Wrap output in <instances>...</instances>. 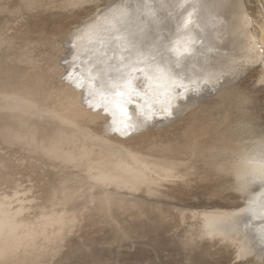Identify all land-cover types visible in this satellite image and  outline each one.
Returning <instances> with one entry per match:
<instances>
[{
    "label": "bare ground",
    "instance_id": "bare-ground-1",
    "mask_svg": "<svg viewBox=\"0 0 264 264\" xmlns=\"http://www.w3.org/2000/svg\"><path fill=\"white\" fill-rule=\"evenodd\" d=\"M76 3L74 7L68 0H54L50 3L51 8L48 6L45 12L40 13L38 26H34L46 36L45 43L55 54L50 53L49 58L41 61L38 59L39 50L37 48L33 52L22 49L23 51L15 53L13 58L8 55L11 50H9L10 45L6 47L8 52L2 51L0 54V65H2L0 66V86H8L19 93L7 102L6 108H2L3 111L7 110L8 114H3L4 112L0 110L3 112L0 114V128L6 132L4 137L10 142L27 137L32 149L39 151L36 148L42 147L50 158L67 162V164L71 162L72 165L74 159L82 160L91 153L95 156L97 150L93 146L98 145L102 148V154L109 159L108 163L117 168V178L120 184L126 185L132 191L140 192L143 184L155 181L152 177L158 175L157 177H162L164 181L157 183H160L159 185L167 195L174 192L177 203H182L189 197L195 196V202L184 204L186 207L178 209L175 213L165 207L146 209L135 205L139 208L136 207L138 209L135 211L138 214H134L133 206L128 207V204L124 206L122 201L126 198L123 197L121 203L124 207L120 208V203L118 205L121 209L118 215H121L119 212L123 211L124 220L126 213L133 216L134 221L131 224L127 217L130 229H137L138 232L151 239H160L165 255L164 264H233V260H237L238 264H264V198L254 204H234L233 202L237 201V195L234 194L239 191L243 192L249 187L247 183L254 180V175H258L261 169H257L254 173L241 170L229 159L240 135L238 136L228 125L221 126L218 120L224 117L223 104L229 106L233 102L242 101L243 106L240 105L247 109L243 103L244 99L247 101V97L227 91L221 99L222 104L219 109L215 98L211 100L219 84L216 80L228 69L229 64L241 58L246 60V57L255 53L256 57L262 59L261 65L264 64V46L258 45H264V29L262 41L258 43L255 39L253 40L255 37L250 35V29L246 28V20L239 12L244 8L243 0L241 5L239 0H121L119 4H105L104 6H100L97 0H85L84 2L78 0ZM45 4L49 3L45 2ZM32 5L34 6L32 0H0V30L5 32V29H9L7 28L8 22L12 19L16 20L24 12L23 9ZM35 19L31 20L30 26ZM261 20L264 23V18ZM33 29L22 31V37H19L23 42H28L26 34L33 32ZM240 30L246 34L244 36H250L247 40L252 38L253 42L248 44L250 47H244L243 38L245 37ZM10 31L13 30L10 29ZM10 31L8 33L11 34ZM2 34L4 33H0V39L3 38ZM4 35L6 38L7 34ZM3 40L5 43L6 39ZM65 51L67 53L62 57L61 54ZM53 56H56L55 60ZM60 58H63V62ZM21 70L24 72L21 73ZM61 79L62 82H58ZM63 82L68 89L72 90L67 88L66 91H63L65 88L62 91L54 90L50 98L47 95L48 98L45 101L42 100L43 103L41 100L40 104L35 103L34 99L44 92L45 87L50 84L47 88L51 86L60 88L62 86L60 83L63 84ZM22 86L25 87L23 91L20 90ZM58 103H62L65 110L62 116L59 114L61 117L54 108H49L54 106L57 111V108H60ZM242 108L241 110L244 111ZM218 114L219 117H217ZM31 115H34L35 119H32ZM54 115L59 116L63 123L73 124L83 120L91 125L96 124L99 128L94 134L86 129L87 126H79L72 134L55 123L50 128L45 127V123H48L47 119L53 118ZM53 127L58 129L53 131ZM6 128H9V131ZM55 134L59 135L54 136ZM57 137L64 140L59 141ZM67 145L70 146L67 147ZM11 146L13 147V144ZM23 154L25 153H22V157ZM75 155H79V158H75ZM4 163L7 164L6 161ZM28 166L25 165L22 168L26 176L33 172ZM253 167L256 168V166ZM94 169L92 172H95ZM37 170L35 168V171ZM42 171H39V174ZM148 171L152 175L147 174ZM61 174L63 177L62 171ZM40 175L38 179L47 177ZM50 176L52 178L51 174ZM51 178L50 181L48 178L46 181L52 183ZM67 179H70L69 176ZM83 182L79 184V187ZM52 187L51 184L46 192L43 188L37 191L43 190V202L44 199H50L52 202L53 194L51 193L55 188ZM71 187L70 190H73ZM77 191L79 193L80 190ZM88 191L86 189L85 193L80 194L91 192ZM62 199L64 198L61 197ZM115 199L113 198L114 201H112L118 204L119 199L118 201ZM163 199L165 200L164 197ZM97 202L100 201L97 200ZM98 206L94 207L95 213L100 208ZM105 206L102 208L103 210L105 208L106 212L108 205L107 210ZM49 207H51L50 204ZM61 207L63 210L64 207ZM73 207L71 205V208ZM221 207L229 211H218ZM94 208L89 207V210ZM198 208L202 209L197 210ZM207 208L217 210L206 211ZM54 210L57 212L56 209ZM87 210L88 207L85 211ZM101 210H99L100 215L103 214ZM85 211L81 213H86ZM83 213L79 216L84 217ZM235 215L243 222L246 221L240 229L241 233L245 232V234L240 237L236 234L235 238H228L233 231L228 222ZM12 216H7L5 223L15 228ZM94 217L90 219L93 220ZM101 217L104 218V216ZM87 218L86 220L89 219ZM106 219L107 217L105 221ZM123 219L121 217L119 221ZM54 223H58L59 226L63 225L62 219L60 221L51 220L49 216L38 224L35 223L37 224L35 227L22 235L10 228L8 236L6 233V237H0V264L40 263L39 258L42 251L36 249L37 242L41 238L43 240L40 242L46 244L50 242L53 236H50L49 226L51 227ZM100 223L99 225L102 224ZM96 224L99 226L98 223ZM89 226L94 227L91 224ZM105 226L108 225L105 224ZM1 230L3 231L4 228L0 224ZM103 230L108 231L106 228ZM92 235L95 236V234Z\"/></svg>",
    "mask_w": 264,
    "mask_h": 264
},
{
    "label": "rangeland",
    "instance_id": "rangeland-1",
    "mask_svg": "<svg viewBox=\"0 0 264 264\" xmlns=\"http://www.w3.org/2000/svg\"><path fill=\"white\" fill-rule=\"evenodd\" d=\"M32 1L34 3V6L32 5L31 7L29 6V8L26 7L25 9H23L24 12H22V14L17 17V19H19V20L12 19L10 22H8L9 25H12L10 27L8 25L7 28H9V29H5V32H4V30H0V33L7 34L6 38H4L5 35L2 34L3 38L0 39V42H2V43H0L1 44L0 46L3 45L2 48L0 47V49H2L0 54H2V51L8 52L6 47H8L9 45H10L9 50L10 49L11 50L8 52V55L10 57H13V58L15 56V53L17 54L18 51L31 50L33 52V50L36 48H37V50H39L38 59L41 61H42V59L49 58L50 53H54V52L50 51V49L47 47V45L45 43L46 36L41 34L40 31H38V29L34 27L35 25L38 26L37 21L41 18V17H39L40 13L45 12V10H47V8H49L52 5L50 3H52L54 0H32ZM68 1L72 6L75 7L77 5L76 2L78 0H68ZM80 1L84 2L85 0H80ZM114 1L115 0H97V2L100 3V6H104L105 4H113ZM45 2H48L49 4L46 5ZM247 2L249 5L247 4ZM258 2H259V0H250V1L243 0V4H242V0H239L240 5L242 4L244 7L242 9H240L239 12L241 15L244 16V18L246 20V28L248 30L250 29L249 30L250 35L255 37V38H253V40L255 39V41H257L259 43L262 41V37H263L262 31L264 29L263 28L264 23H263V20H261L264 18L263 17L264 16V4H263L264 0H260V2L259 3ZM256 7H257V9H256ZM258 8H261V9H258ZM259 11H261V12H259ZM262 13H263V15H262ZM259 15H261V17ZM34 16H36V17H34ZM34 18H36V19L33 20V22H32L33 24H32V26H30L31 20ZM15 21H17V23ZM251 22H252V24H251ZM243 26L244 25H242V27ZM33 27H34V29H33ZM252 28H254V29H252ZM10 29L13 31H10ZM24 29H26L27 31L29 29H33V32H31L30 34H26V37H28V42H25V41L23 42L21 39V37H22L21 33ZM6 30H8V31H6ZM9 31L11 32V34L8 33ZM240 31L243 34V36L246 35V34H244V32L242 30H240ZM8 36H9V41H8ZM19 36H21V37H19ZM244 37H245V38H243V41L245 42L244 47L249 46L248 44L253 42L252 38L247 40V37H250V36L247 35ZM3 39H6L5 43H4ZM10 39H13V40H11L12 44H10L11 43ZM14 40H15V42H14ZM258 45L264 46L261 44H258ZM10 52H12L11 53L12 55H10ZM66 53H67L66 51L64 53H62L61 54L62 57H64V55ZM21 57L22 56L20 55V59H21ZM55 58H56V56H53L54 60H55ZM60 60L63 62V58H60ZM261 62H262V59H259L258 57H256V53H255V54H250V56L246 57V60H245V58L244 59L241 58L239 61L235 60L232 64H229L228 69L222 74V76H220L216 80L217 82H219V84H217L218 85V86H216L217 91L214 93V96H212L213 98L211 99V100H213L215 98V100L218 103V106H217L218 109L220 108V106L222 104L221 99H222L224 93L227 91H233L232 94L236 93L239 96H241V95L246 96L247 101H248L247 102L244 99V102H243L244 105H246L247 109L242 108V106H243L242 101L233 102V103L229 104V106L223 104V107H224L223 115H224V117L223 118L220 117V119H218L221 122L220 123L221 126H223V125L227 126L228 125V127L231 130H234L238 134V136L240 135L238 141L235 143L234 151L231 155V158H229V159L232 162L236 163V165L241 170H249L251 173L252 172L254 173L255 171H257V169H259V168L261 169V171L258 175L253 174L254 177L251 175L253 178H255L254 180H250L248 183L246 182L249 187H247L243 192L239 191L237 194L236 193L234 194V195H237V201L236 200L233 201L234 204H254V202L256 203V202L262 201L264 198V70H263L264 64L261 65ZM0 66H2V65H0ZM62 68H63V66H62ZM23 72L24 71L21 70V73H23ZM58 82H62V79H61V81L58 80ZM52 85H54V83H52ZM60 85H62L60 88H55V87L52 88V86L50 88H47L48 86L45 87V90L43 93L46 97L42 93L40 96H38V98L36 97L34 99L35 103L40 104V100L45 101L46 98H48V97L50 98V95L54 90L56 91L59 89L62 91L65 88L63 91H66L67 86L64 85V82H63V84L60 83ZM54 86H56V85H54ZM7 87L8 86H5V85L0 86V103H1L0 110L1 111H3L2 108L5 107V105L7 104V102L9 100H11V98H13V97L17 96V94H19L18 92H15L14 89H11L10 87L7 88ZM23 88H25V87L22 86V88L20 90L23 91ZM7 89H9V90H7ZM68 90L71 91L72 89L69 88ZM45 93H47V94H45ZM47 95H49V96L47 97ZM44 97H45V99H43ZM36 99H37V101H36ZM42 103H43V101H42ZM59 106H60L59 109H61V108L62 109L59 110L57 108V111H56V108L54 106L53 107L51 106L49 108H51V109L54 108L55 112L58 115L60 114L62 116V113H63L62 111H64V106L62 105V103H60V104L58 103V107ZM241 108L244 111H242ZM3 112H0V114L1 113L8 114L7 110L3 111ZM59 116L54 115L53 118H51V119L48 118L47 119L48 123H45L44 126L45 127L47 126L48 128H50L55 123V124H57V126H59V125L62 126L61 127L62 129L65 128L66 131L72 132V134L74 133V131L77 130V128H79V126H84V127L87 126L86 129L89 130L91 133H94V134L97 133L96 130H98V128H99V126H97L96 124L91 125V123L84 122L83 120H81V122H79V123L77 122V123H73V124L63 123L60 120L61 116L60 117ZM30 117L32 119H35L34 115H31ZM217 117H219V114L217 115ZM1 129L2 128H0V153H1L0 156H2V154H3V157H5V159H8V160L10 159L9 161L7 160L9 163L16 160L17 163H20V164H23L26 166L29 165L28 168H31L33 171L32 174H29V176L28 175L26 176L23 174L22 175L17 174L16 178H15L16 184L12 189L6 188V190H3V189L0 190V201L3 204L7 205L6 207H4L3 214L6 216L13 215L12 221L15 224V228L11 227L9 225H5V227H3L4 230L0 231L1 232V235H0L1 238L6 237L5 236L6 233L8 236V233H10V228H12L16 233L22 235L25 232H27L28 230H30L31 228L35 227V225H37L41 220H43L46 217L48 218L50 216L51 220H59L60 221L62 219L63 225L59 226L58 223H61V222H58V223H54L53 224L54 226L52 225L53 227L49 226V229L51 228L50 229L51 234H50V231L48 230L49 234H50V236L51 235L53 236V237L51 236L52 237L50 240L51 243L49 242L48 244H46V243L40 242L41 240H43L42 238L37 242L36 249L38 251L43 252V253L41 252V257L39 258L40 263H37V264H154V263L155 264H164L165 255H164V252L162 251L160 239L159 240H157L156 238L151 239V238L147 237L146 235L138 232L137 229L135 230V229L131 228L132 229L131 230L130 226L128 224L133 223V221H134L133 216H131L130 213H126L128 216H125L126 215L125 214L124 217L126 219L124 220L123 219V214H124L123 211L121 213L119 212V214H121V215H118V211H121V209H119V207L121 208L123 206V203H124V206H126L125 204H128V207L133 206L134 214L137 213L135 211L139 208L138 206H135V205L143 206L146 209H161V208L165 207V208L171 210V212L175 213L178 211V209H184L186 207L184 204H191L192 201L195 202L196 201L195 196L189 197L186 201H184L182 203H177L178 200L176 199V196H174L175 193L171 192V193H168V195H167L166 191H164L160 185L157 187H153L152 191H145L142 189V190H140V192H137L135 190H133L134 191L133 192L131 189L126 187V185L124 186V185H121L122 183L120 184V181L117 178L118 177L117 168L114 167L113 164L108 163L109 159H106L107 157H105V155L102 154V152H103L102 148L98 145L93 146L97 150V151H95V154H96L95 156H94V154L91 153V154H88L82 160L81 159H79V160L74 159L73 165H72L71 162H68V164H67V162H61V160H58V159L56 160L55 158H50L49 156H47L45 154L44 148H42V147L36 148L39 151L32 149L31 144L27 140L28 139L27 137L21 138L20 140H17L16 142L15 141L10 142V140L7 141V138L4 137V136H6L5 135L6 132H3V130H1ZM55 129H58V128L53 127V131H55ZM6 130L9 131V128H6ZM3 138H6V139L4 140ZM9 143H10V145H9ZM21 143H23V144H21ZM12 144H13V147L11 146ZM117 144H119V143L117 142ZM70 145H67V147H69ZM9 146H11L12 148ZM22 153H25V154H23V157H22ZM30 154H32V155H30ZM27 155H30V156H27ZM98 155H100V156H98ZM8 156H9V158H8ZM20 156H21V158H19ZM26 156L29 158H27ZM31 156H33V157H31ZM78 156L79 155H75V158H79ZM99 157H100V159H98ZM111 158L112 157H110V159ZM104 159H106V160H104ZM79 161H81V162H79ZM34 162L35 163L37 162V163L35 164ZM97 163H99V164H97ZM37 165H38V167H36ZM55 165L58 166L59 168L56 167ZM90 165H91V169H90ZM42 166H43V168H42ZM98 166H101V167H98ZM253 166H256V168H254ZM97 167L100 169H98ZM35 168H36V170L37 169H39V170L35 171ZM44 168H45V170H44ZM94 168L95 169L97 168L96 169L97 172ZM92 169H94L93 171H95V172H92ZM41 170H43L42 171L43 174H42V172H40V174H41L40 175L39 171H41ZM57 170H59V171H57ZM44 171H46V174L47 173L49 174V172H50V174L52 175V178H51L50 174L49 175L44 174ZM61 171H62V173H64L63 175L65 177L64 176L62 177ZM34 172L36 174H39L40 176L46 175L47 177L44 176V177H42V178L40 177V179H38L39 175L37 176ZM89 172L91 175L89 174ZM65 174L66 175L68 174V175L66 176ZM147 174L152 175L150 173V171H148ZM255 174H257V173H255ZM68 176L70 178L69 180L72 184V187H71L70 182H68L69 181L67 179ZM91 176H93V177H91ZM157 176H153V178H156L159 182L164 181L162 177H157ZM115 177L117 180L114 179ZM47 178H48V180L51 178L53 180V182L51 183V182L46 181ZM78 178H80V179H78ZM76 179H78V180H76ZM58 180H60V181H58ZM66 180H68V181H66ZM79 180L81 182H83V181H85V182L88 181V182L87 183L83 182V184L81 185L83 187H81V186L79 187V184L81 183ZM91 180H92V182H91ZM39 181H40V183H39ZM54 181H56V182H54ZM29 182L32 184H30ZM75 182L76 183L79 182V183L76 184ZM59 183H60V185H59ZM62 183H63V185H62ZM88 183H89V185H87ZM51 184L53 185V187H55L54 189H52L53 187L51 188L52 192H53V193H51V194H53L52 195L53 196L52 202L50 199H44V202H43V199H42V194L44 193L43 190L46 192V189L49 188L51 186ZM35 185H37V186H35ZM74 185H75V188L73 187ZM76 186L80 189L76 188ZM84 186L86 187V189L89 190L88 192H90V191L91 192L88 194H87V192H86V194H80V193H85L86 189ZM87 186H89V187H87ZM70 187L73 190H70ZM42 188H43V190L39 191L40 193L37 192L38 190H40ZM81 188L82 189L84 188L85 190H82ZM89 188H91V189H89ZM126 188H128V190ZM58 189H60V190H58ZM77 190H80L79 193ZM93 190H95V191H93ZM75 191H77V192H75ZM21 193H22V196H21ZM101 193H102V195H101ZM132 193H134V194H132ZM58 194L60 197L58 196ZM64 194H66L70 200L67 198L66 195H65L66 196L65 197ZM70 194H71V196H70ZM80 195H82V196H80ZM103 195L105 197L107 196V198L103 197ZM132 195H134V196H132ZM257 195H259V196L257 197ZM18 196H20V197H18ZM79 196H80V198H79ZM101 196L103 198H101ZM120 196H121V198H120ZM61 197L64 199L61 200ZM115 197H116V199H115ZM122 197L126 198V199L129 198V199H127V200L125 199L126 201L124 200L125 201L124 202V201H122L123 200ZM163 197L165 198L166 201L163 199ZM110 198H111V200H110ZM113 198L115 199V201L117 199H119L118 204H116L117 202L116 203L113 202L114 201ZM131 198H133V199H131ZM134 198H135V200H134ZM258 198H260V200ZM72 199H74V200H72ZM83 199H85V200H83ZM104 199H105L106 204L104 202ZM139 199H140V201H138ZM19 200H21V201H19ZM90 200H92V201H90ZM97 200L100 201L102 204L100 202H97ZM45 201H46V203H45ZM69 201L70 202L72 201L71 202L72 204L69 203ZM107 201H109L108 203H110V205L107 203ZM111 201L116 206L113 203H111ZM121 201L123 203H121ZM147 201H148V203H147ZM48 203L50 204L51 207H49ZM119 203H120V205H119ZM67 204H69V206ZM99 204L101 206H98ZM180 204H183V206H180ZM71 205H72V207L73 206L74 207L71 208ZM81 205H83L84 207L86 206L85 207L86 209L88 207V210L85 211L86 209ZM103 205L104 206L108 205L107 206L108 210H107V207L105 206L106 210H107L106 212H105V208H104V210L102 208V207H104ZM118 205H119V207H118ZM55 206H56V208H54ZM61 206L64 207L63 210H62ZM96 206H98V208L100 207L98 210H96L97 213H95V208H97ZM66 207H68V208H66ZM77 207L81 211L86 212V213L82 212L84 217L79 216L82 213ZM89 207H91V208L95 207V208L89 210ZM109 207L111 208L110 210H109ZM117 207H118V209H117ZM136 207H138V208H136ZM113 208L116 211H114ZM202 208H204V207H202ZM202 208H198L197 210H201ZM54 209H56L57 212H59L58 216H56L57 212H55ZM99 210H101V212L103 211V214L101 213V215H100ZM191 210H194V209H191ZM210 210L215 211L217 209H214V208H207L206 209V211H210ZM90 211H91V214L95 213V214H92V217H91ZM218 211H229V209H226L225 207H221V208H218ZM49 212H51V213H49ZM87 212L90 215L87 214ZM98 212H99V216L96 215V214H98ZM110 212H112L113 215ZM115 212H117L116 215H115ZM44 214H46V215H44ZM63 215L65 217H62ZM94 215H95V217H94ZM101 216H104V218ZM110 216H112V217H110ZM119 216L122 217L123 222L119 221L121 218ZM55 217H56V219H55ZM93 217L95 219H93V220L90 219ZM98 217L100 219L102 218L103 220H100ZM106 217H107V219H106L107 221H105ZM114 217H117V218H114ZM127 217L129 218L128 219L129 223H128ZM80 218H82V219L80 220ZM86 218L89 220V222H90V220L93 221V223L91 221L90 224L92 226H94L95 229H92L94 227L89 226L92 229V230H90V228L88 227V225H90V224H89V222H87L88 220H86ZM97 218H98V220H97ZM77 219H79L80 221ZM117 219H118V221H117ZM85 220H86V222H85ZM99 220L101 221L102 224L104 222V226H102V224L100 223ZM95 222L98 223V225H99V223L101 225L97 226V224ZM244 222H246V221H244ZM244 222L241 219H238L237 215H235L234 217L232 216L230 218V221L228 222V224L231 226L233 231L231 232V234L229 235L228 238H233V237L235 238V236H237L236 234H239L238 235L239 237L244 236L245 232L241 233V231H240L241 226L243 225ZM35 223H37V224H35ZM105 224L108 226H105ZM74 226H76L75 230H74ZM71 227H73V228H71ZM102 228L103 229L106 228L108 231H106V230L104 231ZM71 230H74L73 231L74 233L71 232ZM88 230H90V231H88ZM122 230H124V231H122ZM70 232L73 233L72 237H71ZM108 232H110V233H108ZM92 234H95V236L93 237ZM131 235H133V236L131 237ZM105 238H107V239L105 240ZM85 243H86V245H85ZM49 244H51L50 245L51 249L49 248ZM101 244H102V246H101ZM108 244H109V246H108ZM45 245H47V247ZM63 248H64V250H63ZM65 248H66V250H65ZM102 248H103V250H102ZM50 250H51V252H53L52 250H54L55 253L53 252V254H51ZM48 254L51 256H49ZM53 255H54V257H53ZM66 255H68V256H66ZM150 260L152 263L150 262ZM232 262H233V264L239 263L237 260H233ZM13 264H16V263H13Z\"/></svg>",
    "mask_w": 264,
    "mask_h": 264
},
{
    "label": "water",
    "instance_id": "water-1",
    "mask_svg": "<svg viewBox=\"0 0 264 264\" xmlns=\"http://www.w3.org/2000/svg\"><path fill=\"white\" fill-rule=\"evenodd\" d=\"M120 2H121V0H115L113 4H119ZM122 4H124V3H122ZM57 135H59V134H55L54 136H57ZM57 139L59 141L64 140L63 138H59V137H57ZM60 143H62V142H60ZM120 143H122V142H120ZM5 161L7 164L4 163ZM23 166H25V165L17 163L16 160L9 163L3 156H0V190L1 189L6 190V188L12 189L15 186L16 175L17 174L25 175V172H22ZM152 179H153V177H152ZM153 180H155V181L147 182V183L143 184L142 189L145 191H152L153 187L159 186L160 183H157L159 181L155 178ZM6 206H7L6 204H3L0 201V224L2 225V228L5 227V225H6L5 220L8 218L6 215L3 214L4 207H6ZM9 226H11V225H9Z\"/></svg>",
    "mask_w": 264,
    "mask_h": 264
}]
</instances>
